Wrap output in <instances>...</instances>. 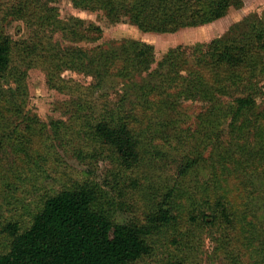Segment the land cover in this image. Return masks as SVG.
<instances>
[{"label": "trees", "instance_id": "trees-1", "mask_svg": "<svg viewBox=\"0 0 264 264\" xmlns=\"http://www.w3.org/2000/svg\"><path fill=\"white\" fill-rule=\"evenodd\" d=\"M71 3L75 8L102 11L111 23L126 21L143 32L172 33L213 22L237 7L240 0ZM13 9L18 17L32 9L28 20L33 27V45L25 44L18 51L23 55L30 50L27 54L33 55L32 61L46 71L57 90L85 94L81 87L60 78L63 68L78 69L95 78L86 88L87 95L103 90L109 77L133 82L137 75L148 72L147 78L133 84L136 98L130 111L119 104L101 112L92 126L90 138L108 148L120 166L132 168L142 163L153 119L175 112L180 101L205 104L200 125L208 140L216 137L211 154L208 158L199 154L189 157L178 167L180 176L194 172L199 165L210 170L206 180H195L193 193L188 187L184 191L190 200L188 219L195 226L187 242L193 245L204 230H214V252L226 264H264V109H258L256 100L262 94L257 83L264 80V18L250 19L238 34L213 39L204 46L172 48L156 63L154 47L140 41H127L96 55L78 46L62 53L59 46L47 45L46 27L54 25L76 42L95 41L101 28L84 26L75 18L56 20L53 9L40 5L39 0H25ZM13 49L14 43L0 25V81L13 73L20 86L24 74L12 66ZM230 91L238 94L222 103L221 97ZM137 109L138 113L134 112ZM224 120L228 126L225 139L220 126ZM136 122H142L147 130H138ZM57 124L52 125L56 135L60 132ZM94 153L82 146L73 148L81 162L94 158ZM233 178L236 181L230 182ZM174 189L159 200L153 193L144 216L126 215L132 207L109 198L95 181H81L46 194L28 225L8 222L2 228L10 243L8 251L0 253V264H132L150 255L151 239L177 222L180 195Z\"/></svg>", "mask_w": 264, "mask_h": 264}, {"label": "rangeland", "instance_id": "rangeland-1", "mask_svg": "<svg viewBox=\"0 0 264 264\" xmlns=\"http://www.w3.org/2000/svg\"><path fill=\"white\" fill-rule=\"evenodd\" d=\"M39 1L40 5L53 9L51 13L56 15V20L64 22L75 18L82 20L84 26L94 24L101 28L95 41L76 42L68 32L54 25L46 27L47 45L59 46L62 53L78 46L96 55L117 49L127 41H140L154 47L156 63L172 48L204 46L213 39L238 34L250 19L264 18V0H240L237 7H231L225 16L213 22L172 33H156L143 32L126 21L111 23L102 11L75 8L71 0ZM24 2L0 0V25L14 43L12 66L24 74L20 86L13 73L0 81V253L9 249L10 239L1 231L8 222L28 225L46 194L90 180L102 186L109 198L132 207L126 215L144 216L153 193L159 195V200L160 195L172 187L175 194L179 192L180 209L175 211L177 222L151 239L153 250L150 255L132 264H226L214 252V230H204L193 245L187 242L195 226L188 219L190 200L184 191L188 187L193 193L195 189L191 186H195V180H206L209 168L199 165L185 176L178 174V167L187 158L198 154L208 158L211 154V143L216 137L212 135L208 140L200 125L205 104L199 100L180 101L175 112L157 121L153 119L149 125L152 134L150 141L146 139L149 144L144 149L142 163L132 168L120 166L108 148L90 138L92 126L101 112L119 104L130 111L136 98L133 84L147 78L148 72L137 75L133 82L109 77L103 90L87 95L86 88L96 82L95 78L78 69L63 68L60 78L69 85L81 87L85 94L57 90L50 84L46 71L35 63L37 61H32L33 55L27 54L30 50L19 54L18 48L33 45L31 40H34L33 27L28 20L32 9L24 17L13 13V7ZM257 88L262 92L256 96L258 109L262 110L264 80H259ZM230 93L221 97L222 103L230 102L232 96L238 94ZM134 112L138 113V109ZM53 123H58V135L53 134ZM135 126L138 130H147L142 122H136ZM220 126L225 139L227 121ZM77 146L96 152L95 157L79 161L73 155V148ZM235 181V178L230 180ZM195 195L199 196L198 191ZM232 195L237 197V194ZM240 199H236L237 204Z\"/></svg>", "mask_w": 264, "mask_h": 264}]
</instances>
